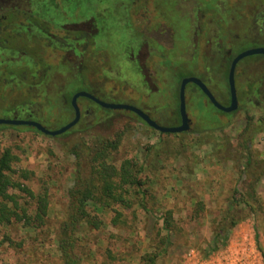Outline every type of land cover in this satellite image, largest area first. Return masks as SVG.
<instances>
[{"label":"rangeland","instance_id":"rangeland-1","mask_svg":"<svg viewBox=\"0 0 264 264\" xmlns=\"http://www.w3.org/2000/svg\"><path fill=\"white\" fill-rule=\"evenodd\" d=\"M30 1L38 11L35 14L52 23L51 33L68 40L65 45L51 43L44 46L42 55L48 70L44 77L39 73L38 79H44L41 86H0V118L13 119L4 112L12 96H19L20 92L27 96L38 94L31 110L27 111L37 114L35 117L48 129L58 130L75 116L68 102L69 94L74 96L85 91L95 93L108 103L131 104L148 110L161 126L174 127L177 126L173 124L180 105L181 79L186 77L203 80L216 99L228 106L229 62L209 51L211 47H205L201 55H194L188 42L187 20L178 18L177 12L174 11L166 22L165 19L162 21L173 27L177 36L167 47H159L164 55L162 59L149 61L145 72L155 86L150 84L148 90L144 73L132 60V55H137L140 40L131 25L137 27L140 18L133 16L132 9L136 5L132 6L131 0ZM195 1L206 3L203 4L206 11L215 2ZM230 1L235 3L237 0ZM162 2L163 12L168 13L172 4L165 7V0ZM262 5L264 0H241L238 8L229 7L224 46L227 53L231 51L232 57L258 46L264 48ZM152 6V3L144 5L142 12L148 10L153 14ZM181 7L187 8V4L180 3L179 11ZM6 12L4 7L1 13L5 15ZM209 18L213 16L207 12L206 19ZM90 20L98 29L97 39ZM79 23L82 39L76 45L71 41L73 33L70 31H74L71 29ZM63 25H67L66 29L61 28ZM74 47H77L78 55ZM10 59L9 55L0 57V78L4 69L27 63V60L9 62ZM181 69L183 73L176 75L175 72ZM236 90L239 109L226 114L189 84L186 105L192 121L191 131L178 134L160 133L131 112L104 109L84 98L78 103L84 114L82 120L65 134L52 137L25 126L1 128L0 155L7 149L17 154L21 159L20 166L35 173L30 186L37 193L48 190L51 205L48 226L43 230L24 229L21 225L0 227V264H60L55 233L59 220L64 217L67 191L74 184L76 158L71 151L93 148L99 138L115 137L120 132L125 133L115 154L118 166L125 159H134L145 164V173H150L152 162L160 161L155 163L153 172L157 177L153 188L158 195L159 213L153 216L123 210V217L116 225L112 224V213L103 215L105 227L102 230L81 233L83 264H141V257L149 251V238L156 235L161 224V212L169 209L175 212L182 236L180 242L170 247L168 255L160 259V264H180L190 250L206 248V243L213 238V223L220 221L229 209L244 214V220L235 227L231 239L245 233L264 261V131L253 141L252 167L242 181L237 164L227 160L249 122L263 126L264 56L240 61ZM87 110L89 114H85ZM228 144L229 149H226ZM258 173L262 178L255 188L263 209L249 199L255 205L253 214L248 207L236 204L241 193L248 199L252 185L250 174ZM177 176L183 181H178ZM237 187L240 191L235 193ZM199 200L205 202L203 218L191 221L193 207Z\"/></svg>","mask_w":264,"mask_h":264},{"label":"trees","instance_id":"trees-1","mask_svg":"<svg viewBox=\"0 0 264 264\" xmlns=\"http://www.w3.org/2000/svg\"><path fill=\"white\" fill-rule=\"evenodd\" d=\"M13 22L33 23L36 27L37 25L50 26V30H52V24L48 25L32 11L18 9L15 12H9L3 23L11 24ZM39 28L44 27L40 26ZM0 33L4 34L3 38H0V46L7 47L6 45H8L10 49L24 51L25 60H27L26 65L20 63L18 67L4 69L3 76L0 78V86L18 85L17 87H19L22 84L28 87L32 86V88L41 86L44 79H38L39 73L44 77L48 70L47 61L42 55L44 48L37 44L28 48L25 36L20 35L13 38L6 31L2 30ZM181 73H183L182 69L178 71V74ZM181 78L184 77L181 76ZM192 85L199 89L196 85ZM19 94V96L10 98L7 102L8 106L4 104L6 106L4 112L8 116L12 115V118L34 120L43 125L39 118L35 117L37 114L27 111L31 110L30 107L33 105L34 99H37L39 95L32 96L30 94L27 96L22 92ZM72 98L73 94H69L70 106ZM5 127L7 125H0V129ZM30 129L40 132L32 127ZM262 131H264V122L263 126H256L252 121L249 122L239 135L237 146L231 152L233 154L227 157V160L237 164L241 181L247 176L245 173L252 167V144L256 135ZM124 133H117L115 137L99 138L93 148L71 151L76 158L74 184L67 191L64 217L59 220L58 230L55 233L56 245L60 253V264H83L84 256L80 252L83 239L81 233H94L102 230L105 227L103 215L112 213V224L116 225L123 217V210H133L134 214L140 211L145 215L153 216L159 213L158 195L153 188L157 177L153 172L155 163L160 161L152 162L153 168L150 173H145L147 169L145 164H140L134 159H125L118 166L115 154L121 147ZM225 148L229 149V144ZM20 163V157L10 149L0 155V227L21 225L24 229L40 231L48 226L50 195L48 190L37 193L32 189L30 183L35 173L21 167ZM250 177L252 185L250 194L247 195L248 199L241 193L236 205H244L253 213L255 205L250 203V200L263 209L255 188L262 175L261 173L250 174ZM179 180L183 181L178 178ZM237 191H240L239 187L235 193ZM204 212L205 202L197 201L190 220L202 219ZM159 220L161 224L156 235L149 238V251L141 257V264H160V259L168 255L170 247L181 240L182 228L177 224L173 209L161 212ZM243 220V212L226 210L221 220L213 223V238L206 243V248L198 249L200 253L204 257H209L226 247L232 238L235 227ZM262 223L264 225V222ZM109 253L113 256L112 252Z\"/></svg>","mask_w":264,"mask_h":264},{"label":"flooded vegetation","instance_id":"flooded-vegetation-1","mask_svg":"<svg viewBox=\"0 0 264 264\" xmlns=\"http://www.w3.org/2000/svg\"><path fill=\"white\" fill-rule=\"evenodd\" d=\"M131 1H132L131 3L132 6L133 4L136 5L132 9L133 10L132 12H134L133 16L139 15V18H140V23L137 25L138 28L134 25H131L134 31H136L135 35L137 36V39L140 40V47L138 49L137 55L133 54L132 60L138 63L142 73H144L143 76L146 78L145 87H147L148 90L151 89L150 84L155 86L154 82L151 83V77L148 76L145 72V71H148L147 68H148L149 61L150 60L154 61L155 58L162 59L164 55L161 54L159 47L162 48L163 46H166L169 43H173V41L176 39L175 37L177 36V33L174 30V28L171 27L169 24L168 25L165 24L168 18L170 19V15H173L174 11L177 12L178 18L180 17L182 19L187 20V24H188L187 37H188L189 45H191L190 51H192L194 55L195 54L201 55L205 47H211L209 51H213L216 55H218L219 57H222L223 61L227 60L229 62L228 71H227V81H228V73H229L231 64L237 56L232 57L231 51L227 53L225 46H224V41L226 40V30H227V15L229 13L228 11L229 7L234 5V8H238L241 5V0H237L235 3H233L230 0H215L214 3H212L211 0H206L208 3H212L211 4L212 6L210 8H206L207 11L203 7L204 3L202 2L198 3L195 0H165V4H164L165 7L166 5L171 6L172 4L171 6L172 10L170 9L168 13L163 12L161 8L163 0H136V1L131 0ZM182 2L185 3V5L187 4V8L181 7L182 9L181 11H179L178 7L180 3ZM150 3H152L153 5L152 6L153 14H149L148 10L147 11L145 10L146 12L143 13L142 7ZM263 6L264 5H262L261 7ZM4 7H5V11H7L5 15L4 13L3 14L1 13L4 10ZM212 7L214 8L211 9ZM18 9H22L25 11H32L33 13L38 12L37 9L31 4L30 0H0V31L2 30L6 31V33H8V35H10V37H13V38H17L20 35L25 36V39L28 41L27 43L29 46L28 48H32L33 45L35 44L42 46L43 48L44 46L51 45V43L52 44L55 43L57 46L65 45L64 42H67L68 38L65 36L63 38H59V37L57 38L56 35L51 33L50 26L48 27L45 25H40V26H43L44 28H39L40 27L39 25H37L36 27L33 23H26V24L25 23L19 24V22H13L11 24L3 23V20H5V17L9 12H15ZM185 9H187L186 13H185ZM207 12L212 14L213 18L211 19L209 18V20L206 19ZM163 13L164 14L166 13V14L163 15ZM164 19H165V22L162 23ZM42 20L44 19L42 18ZM90 21L92 24L91 27H95L96 33L94 36L97 39L96 36H98V29L95 23L92 20ZM46 22L48 23V25L52 24L48 21ZM162 24H164V26H162ZM256 25H259V22ZM66 26L67 25H63L61 26V28L66 29ZM81 26L82 25L79 23V25L75 24V28L74 27L73 29H71L72 27L70 28L71 30H74V31H70L73 33L72 35L73 38L71 39V41L73 40L72 42L76 45L79 44L80 40L82 39L81 38L82 32H80L82 28ZM3 36L4 34L0 33V38H3ZM87 36L90 37V35H87ZM6 46L7 47H2V45L0 46V57L9 55V58H11L9 62H18L20 60L26 59V55L24 51H21L19 49H14V48L10 49L8 48V45ZM74 49L76 53L77 47H74ZM77 55H78V51H77ZM259 56H264V55H257L256 57H259ZM238 65H237V68H238ZM154 66H156V64H154ZM237 68H236V72H237ZM175 74L177 75L178 71H176ZM235 81H236V75H235ZM79 92H82V91H79ZM88 93L92 95L95 94L93 92H88ZM238 94L239 93L237 92V97H238ZM80 99L78 100V103L80 102ZM86 100L89 102H93L89 99H86ZM230 103H231V94H230V87H229L228 106L230 105ZM128 105H131V104H128ZM139 109L143 110L153 121L158 123V120H156L148 110H145L143 108H139ZM80 112H81V109H80ZM85 114H89V111L87 110ZM83 115L84 114L81 112L80 121L82 120ZM174 122L175 124L173 123L172 124L177 125L174 127L181 126L182 119H181L179 110L176 114V119Z\"/></svg>","mask_w":264,"mask_h":264},{"label":"water","instance_id":"water-1","mask_svg":"<svg viewBox=\"0 0 264 264\" xmlns=\"http://www.w3.org/2000/svg\"><path fill=\"white\" fill-rule=\"evenodd\" d=\"M257 55H264V48H253L247 51L242 52L239 54L232 62L229 74H228V84L230 87V94H231V103L229 106H224L218 102L216 97L212 94V92L209 90L207 85L199 78L197 77H188L184 78L181 81L180 84V92H179V113L182 119L181 126L178 127H165L161 126L155 121H153L143 110L128 104H118V103H108L100 100L95 95H92L88 92H78L76 93L72 100H71V106L74 109L75 112V118L69 122L67 125L63 126L62 128L58 130H50L46 128L41 123L34 121V120H24V119H18V118H0V125H7V126H28L37 129L41 133L56 137L62 134L67 133L72 128H74L80 121L81 112L80 108L78 106V100L80 98H86L100 107L108 110H115V111H127L132 112L136 114L142 121H144L149 127L154 129L155 131H158L163 134H178V133H184L191 131V119L188 116L187 113V105H186V88L189 84L196 85L201 92L208 98V100L212 103V105L219 110L220 112L230 114L239 109V100L237 97V90H236V81H235V75H236V68L240 61H242L245 58L257 56Z\"/></svg>","mask_w":264,"mask_h":264},{"label":"built area","instance_id":"built-area-1","mask_svg":"<svg viewBox=\"0 0 264 264\" xmlns=\"http://www.w3.org/2000/svg\"><path fill=\"white\" fill-rule=\"evenodd\" d=\"M241 237V238H239ZM235 236L221 251L204 257L200 251L192 249L180 264H264L262 256L245 233Z\"/></svg>","mask_w":264,"mask_h":264}]
</instances>
